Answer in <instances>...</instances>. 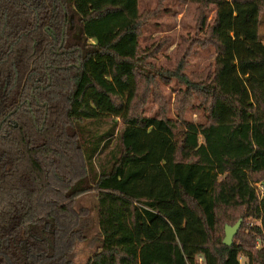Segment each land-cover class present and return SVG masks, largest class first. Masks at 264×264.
Masks as SVG:
<instances>
[{"label": "trees", "instance_id": "1", "mask_svg": "<svg viewBox=\"0 0 264 264\" xmlns=\"http://www.w3.org/2000/svg\"><path fill=\"white\" fill-rule=\"evenodd\" d=\"M179 1L203 35L166 71L150 61L161 48L141 46L159 8L0 0V264H73L88 194L101 246L86 264H264V0ZM196 43L215 61L188 76ZM159 79L183 88L174 118ZM251 217L257 234L225 246L220 231Z\"/></svg>", "mask_w": 264, "mask_h": 264}, {"label": "rangeland", "instance_id": "2", "mask_svg": "<svg viewBox=\"0 0 264 264\" xmlns=\"http://www.w3.org/2000/svg\"><path fill=\"white\" fill-rule=\"evenodd\" d=\"M141 13L152 11L154 12L159 8L156 17L152 18L148 24V27L144 30L141 40L142 48L151 50L154 47H160L161 49L156 52L152 57L150 55V61L155 66L162 70L173 71L179 63V51L182 49L183 39H199L202 37L203 32L196 33V12L197 5L192 2H180L179 0H140ZM215 10L213 6H210L207 11V23L211 22L214 16ZM260 35L264 40V14L260 18ZM215 61V48L210 45L204 47L200 43H196L190 52V56L187 60V66L185 67V74L191 76V74L201 73L209 65H212ZM160 90L165 96L169 107V116L175 117L174 105L176 98L182 86L176 80H158ZM157 104L150 99L145 107L146 115H152L157 110ZM186 117L190 120L201 121L200 112L198 110H188ZM80 127V126H79ZM78 127V130H79ZM98 134L95 129H85L83 131V137ZM82 141L83 139L80 138ZM106 153H102L101 158H104ZM76 173H82V163L79 162L75 167ZM58 182V181H53ZM56 185V184H54ZM61 185H56L60 187ZM256 188L263 197V188L261 183H257ZM76 209L87 210L84 218L82 219L80 228L83 233V238L72 242L71 260L73 264H86L87 261L96 253L100 248V236L97 220V198L93 194L81 197L76 201ZM243 221V220H242ZM230 226V225H226ZM225 226V227H226ZM244 226V228H243ZM261 222L257 218L251 217L242 222L238 234L256 235L254 229L260 228ZM224 227V228H225ZM238 234L236 236H238ZM235 236V237H236ZM220 238H225L222 231H220ZM235 239V238H234ZM224 240V239H223ZM260 242L257 241V247H260ZM242 264H245V258H242Z\"/></svg>", "mask_w": 264, "mask_h": 264}, {"label": "water", "instance_id": "3", "mask_svg": "<svg viewBox=\"0 0 264 264\" xmlns=\"http://www.w3.org/2000/svg\"><path fill=\"white\" fill-rule=\"evenodd\" d=\"M242 222V219H240L234 226L225 227V238L223 240L225 246L231 247L233 245L234 238L238 234Z\"/></svg>", "mask_w": 264, "mask_h": 264}, {"label": "flooded vegetation", "instance_id": "4", "mask_svg": "<svg viewBox=\"0 0 264 264\" xmlns=\"http://www.w3.org/2000/svg\"><path fill=\"white\" fill-rule=\"evenodd\" d=\"M70 28H71V30L74 31V37L77 38V39H80V36L82 34V30L79 29V27L76 24L73 23V17H72V19L70 21Z\"/></svg>", "mask_w": 264, "mask_h": 264}]
</instances>
